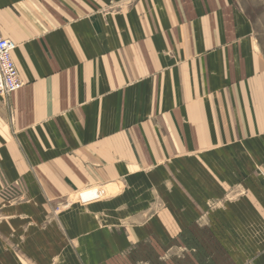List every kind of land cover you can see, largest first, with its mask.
<instances>
[{"label": "crops", "instance_id": "0c3cea01", "mask_svg": "<svg viewBox=\"0 0 264 264\" xmlns=\"http://www.w3.org/2000/svg\"><path fill=\"white\" fill-rule=\"evenodd\" d=\"M0 31L23 83L0 97V264H111L224 196L264 240V48L233 0H0Z\"/></svg>", "mask_w": 264, "mask_h": 264}, {"label": "rangeland", "instance_id": "374dc122", "mask_svg": "<svg viewBox=\"0 0 264 264\" xmlns=\"http://www.w3.org/2000/svg\"><path fill=\"white\" fill-rule=\"evenodd\" d=\"M233 1L251 21L264 48V0ZM98 189L101 188L76 193L60 211L69 209L76 203L88 205L105 199L107 196L102 189L100 194H94ZM87 191L93 192V196L84 198L82 194ZM230 200L232 199L227 196L223 197V202L212 200L206 214L203 212L192 223L183 226L178 237L149 239L139 249L118 257L111 264H251L262 238L250 225H237L226 221L235 220V216L230 217V211L233 209L225 207V203Z\"/></svg>", "mask_w": 264, "mask_h": 264}, {"label": "built area", "instance_id": "2783aa9c", "mask_svg": "<svg viewBox=\"0 0 264 264\" xmlns=\"http://www.w3.org/2000/svg\"><path fill=\"white\" fill-rule=\"evenodd\" d=\"M15 49L16 45L5 39L0 31V96L3 98L20 91L23 87L13 59Z\"/></svg>", "mask_w": 264, "mask_h": 264}]
</instances>
